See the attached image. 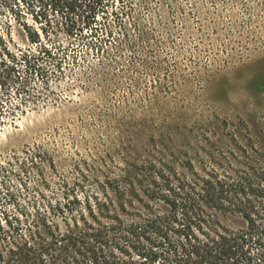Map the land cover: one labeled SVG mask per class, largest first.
I'll return each mask as SVG.
<instances>
[{
  "label": "rangeland",
  "instance_id": "obj_1",
  "mask_svg": "<svg viewBox=\"0 0 264 264\" xmlns=\"http://www.w3.org/2000/svg\"><path fill=\"white\" fill-rule=\"evenodd\" d=\"M0 5V36L13 51L36 47L31 31L53 49L60 44L84 57L76 72L50 76L49 86L35 77L30 93L40 97L2 123L0 165L12 173L0 179L13 196L0 189V217L25 220L63 191L81 204L94 195L105 201L109 177H121L137 208L138 181H151L145 166L157 158L179 172L187 160L198 170L242 167L239 161L264 168V0H107L94 14L68 13L51 0ZM139 29L148 37H137ZM99 40L97 54L91 46ZM89 65L103 81L87 80L95 77ZM158 77L167 92L153 84ZM20 101L24 94L15 90L6 97L8 106ZM109 191L118 204L120 193ZM217 216L229 227L244 224L233 214ZM12 241L0 239V264H34ZM128 250L117 252L120 264H140L138 250Z\"/></svg>",
  "mask_w": 264,
  "mask_h": 264
},
{
  "label": "trees",
  "instance_id": "obj_2",
  "mask_svg": "<svg viewBox=\"0 0 264 264\" xmlns=\"http://www.w3.org/2000/svg\"><path fill=\"white\" fill-rule=\"evenodd\" d=\"M106 1L51 0L55 8L72 14H94ZM133 24L135 29L140 26L138 21ZM139 31L137 37H148L147 30ZM29 36L37 48L19 52L13 51L0 36V127L7 118L17 116L28 98L33 97L34 101L40 97L30 93L35 77L41 76L49 86L50 76L60 78L67 71L76 72L84 58L76 52H66V46L60 44L54 49L49 47L31 31ZM92 43L93 52L98 54L104 49L102 40ZM89 69L88 73L95 77L88 76L87 80L98 78L96 84L103 81L98 66L89 65ZM161 69L160 66L156 71ZM156 83L161 93L169 90L159 77L153 78ZM112 86L116 85L109 81L107 87ZM12 90L23 93L25 99L14 107L6 102ZM239 162L242 167L219 163V168L198 170L187 160L185 171L179 172L163 158H157L145 166L153 171L151 181H138L143 195L134 193L140 204L137 208L121 189V177H109L105 185L102 181L105 201L94 195L81 204L79 195L63 191L62 199L43 208L35 207V213L27 214L25 220L3 213L0 239L19 241L20 256L34 264H120L117 252L126 253L132 248L138 250L140 264H264V208L260 205L264 200V168ZM1 173L5 178L12 169L0 165ZM4 178L0 179V189L12 197ZM110 189L122 196L118 204L110 199ZM92 198L97 201L93 203ZM219 213L236 215L244 224L229 227L218 219ZM121 242L128 249H123Z\"/></svg>",
  "mask_w": 264,
  "mask_h": 264
}]
</instances>
